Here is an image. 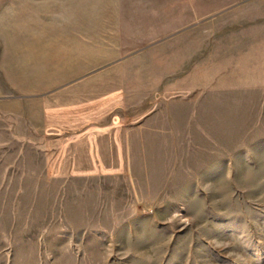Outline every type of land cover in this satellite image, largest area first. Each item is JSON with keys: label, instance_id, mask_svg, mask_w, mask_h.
<instances>
[{"label": "rangeland", "instance_id": "374dc122", "mask_svg": "<svg viewBox=\"0 0 264 264\" xmlns=\"http://www.w3.org/2000/svg\"><path fill=\"white\" fill-rule=\"evenodd\" d=\"M172 4L127 2L123 12L118 0H0V264H264V49L185 71L188 85L210 77L243 96L216 100L236 112L220 124L197 119L192 139L163 124V147L152 129L127 152V123L143 116L126 118V99L112 114V99L78 92L88 75H138L140 61L165 75L154 48L124 50L118 39L124 27L165 25ZM211 5L224 12L205 19L212 26L264 12V0ZM257 25L264 47V19ZM91 101L93 121L81 113Z\"/></svg>", "mask_w": 264, "mask_h": 264}, {"label": "crops", "instance_id": "0c3cea01", "mask_svg": "<svg viewBox=\"0 0 264 264\" xmlns=\"http://www.w3.org/2000/svg\"><path fill=\"white\" fill-rule=\"evenodd\" d=\"M140 1L143 0H118L124 6L123 12H126L127 2L137 3ZM144 2H147V0H144ZM171 2L173 3L170 10L171 20L165 22L166 26L159 19L158 23L156 22L155 26L150 29L145 26L146 23L135 32L127 30L124 27L121 34L122 37L118 39L122 44L127 43V46L122 48L124 50L143 48L146 50L148 45L150 46L149 49L152 50L154 48L156 52L155 65L162 69L166 68L165 75H163L164 73L159 74L158 70L153 76L147 75L146 72H143V61H140L141 72L138 75H113V77L107 78L108 80H101L98 76L88 75L85 78L86 80H79V84L77 85L78 92L86 99H97L100 98V95L112 99L110 105L116 107L112 114L119 112V106H117L121 104L119 99H126V118L128 116L131 120V115H134V117L138 115L139 118L143 116L139 119V123L136 126L132 123H127L126 130H124V132H127V152L129 147L140 146L142 143L147 145L148 142L146 140L152 129L156 131V139H158V143L156 142V144L162 147L167 145L163 143L162 139V136H165L164 132H166L163 127L165 123H169L170 130L181 131L186 129L188 131L187 134H183L182 136L192 139L195 136L193 126L197 119H202L205 123L213 120L220 124L224 121V116H221L223 112L233 115L237 109L236 105L218 110L221 103H217L216 100L223 97L233 98L235 104L234 99H240L243 96L239 91L226 92L223 90L225 88L218 85L211 86L210 82L212 78L210 77L204 78L209 83L203 84L202 89H199L194 84L188 85L192 82L189 77L190 71L186 75L183 73L194 65H201L204 68L203 74L208 73L213 67L218 66L216 62L211 63L210 59H226L231 52L234 53L233 51L241 52L239 53L241 57L243 56V52L247 50L245 52L247 54L246 57L248 56L253 60V52L260 48L264 49V47L257 46L254 41L256 39L255 36L258 34V31L255 29L257 20L260 18L264 19V12L262 10H247L242 15L235 17L241 20L249 18V21L247 19L244 20L245 23L235 21L234 25L221 24L212 26L206 25V22L209 21L205 19H215L217 14L223 12L218 6L212 7L213 0H182L183 5L180 4L181 0H171ZM197 2H203L201 10L198 11L195 9ZM179 6H181V9H179ZM195 18L199 20L204 19V21H196ZM200 60H203V64L198 63ZM169 78L171 79V84L166 82ZM99 79L106 81L109 85L100 84ZM87 81L94 82L97 85L83 84ZM165 82L167 83L166 86H164ZM182 91L184 92L180 93ZM242 92L243 89L241 90ZM200 99H202V103H199ZM149 104H151L152 111L148 114ZM240 109L241 114L242 110ZM81 113L85 115L90 114V120L93 121V114L95 116L100 114L98 102L91 101L88 106L83 107ZM84 119L88 120L87 118ZM146 123L151 124L147 126ZM67 128L68 126L55 128L49 123L46 130H62ZM113 137L115 138V145H118V133ZM120 139L119 136L118 141ZM138 139L142 143H137L136 140ZM149 145L152 144L149 143ZM258 147V151H263L264 153V141ZM221 151L215 150L214 154H220Z\"/></svg>", "mask_w": 264, "mask_h": 264}]
</instances>
